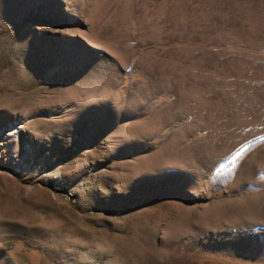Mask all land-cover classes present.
<instances>
[{
    "label": "rangeland",
    "instance_id": "rangeland-1",
    "mask_svg": "<svg viewBox=\"0 0 264 264\" xmlns=\"http://www.w3.org/2000/svg\"><path fill=\"white\" fill-rule=\"evenodd\" d=\"M0 264H264V0H0Z\"/></svg>",
    "mask_w": 264,
    "mask_h": 264
},
{
    "label": "bare ground",
    "instance_id": "bare-ground-1",
    "mask_svg": "<svg viewBox=\"0 0 264 264\" xmlns=\"http://www.w3.org/2000/svg\"><path fill=\"white\" fill-rule=\"evenodd\" d=\"M22 127H10L6 133L1 137V140H3L2 144L7 148L8 151L12 153H16L18 150V144L15 143V141L19 137L20 129Z\"/></svg>",
    "mask_w": 264,
    "mask_h": 264
}]
</instances>
